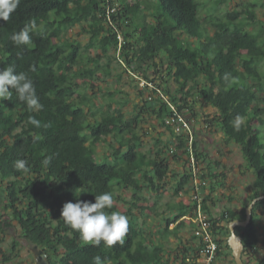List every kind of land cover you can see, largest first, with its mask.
<instances>
[{
  "label": "trees",
  "instance_id": "16d2710c",
  "mask_svg": "<svg viewBox=\"0 0 264 264\" xmlns=\"http://www.w3.org/2000/svg\"><path fill=\"white\" fill-rule=\"evenodd\" d=\"M250 7L255 5L228 11L223 20L201 18L197 0H20L11 18L0 20V69L11 65L17 73H27L43 108L29 109L15 91L11 100L0 101V244L5 228L16 221L27 241L51 254L47 264H94L95 256H100L103 264H168L170 259L165 256L173 249L156 242L150 230L147 236L133 214L128 217L124 243L113 247L85 242L60 215L66 202L94 203L95 197L105 192L116 198L117 188H132L138 201L147 199L137 196L138 191L154 192V204H132L140 211H154L171 161L181 160L184 169L171 170L174 193L187 191L188 184L193 190L194 167L201 180L210 181L209 193H205L207 186L201 189V206L218 237L216 259L230 257L234 262L228 244L229 222L244 220L249 202L264 194V143L257 130L264 128V21ZM84 23L89 34L84 48L95 47L94 57L64 37L69 29ZM29 24L35 25L31 46L14 45L11 35ZM102 56L110 60L101 64ZM112 59L146 82L154 81L149 71L153 67L160 65L166 72L161 76L164 85L156 83L151 89L146 84L139 89L141 96L146 90L154 96L135 104L129 117L121 105L113 107L125 99L116 98L111 90L107 98L89 93L101 73H110ZM88 62L94 66L80 65ZM77 77L84 78L81 89ZM169 79L177 84L174 90ZM191 96L215 107L214 122L227 142L239 146L246 168L253 172L252 191L239 211L226 208L213 214L208 201L215 203L212 192L227 185L226 174L217 171L218 161H206L207 171L201 167L205 154L195 137L192 165L188 135L177 133L168 122L174 112L195 115ZM144 111L171 132L160 147L157 144L162 140L155 138L156 148L147 153L141 149L139 132ZM237 116L245 121L239 131L233 127ZM30 118L40 121L41 126L30 124ZM100 144L107 145L110 152L100 154ZM19 160L27 161L28 172L17 170ZM198 203L191 198L188 203L180 200L171 204L169 215L161 218L159 233L178 237L177 230L187 222L196 226L188 215H196ZM263 207L264 199L257 201L250 222L235 229L242 237L244 251L250 254L261 244L264 249L257 219ZM108 211L121 213L114 203ZM173 223L177 227L170 231ZM191 239H178L174 250L180 255V264H197L201 236L192 232ZM17 245L14 240L12 251ZM2 252L0 248V255L9 260L10 255ZM250 259H244L246 264H256ZM256 261L264 264V255Z\"/></svg>",
  "mask_w": 264,
  "mask_h": 264
},
{
  "label": "rangeland",
  "instance_id": "374dc122",
  "mask_svg": "<svg viewBox=\"0 0 264 264\" xmlns=\"http://www.w3.org/2000/svg\"><path fill=\"white\" fill-rule=\"evenodd\" d=\"M200 2L199 15L201 18L213 17V18H223L226 19V12L231 10H242L246 6L255 5V7H250L255 9L257 17L264 21V0H197ZM252 4V5H251ZM87 28V23L82 25H77L68 30L64 37L68 41H75L79 44L82 50H85L90 57H94L97 54V49L95 47L84 48L89 42V34L85 33ZM253 29V28H251ZM109 54L111 56L115 55L113 49L110 50ZM101 64H105L110 59L107 56H102L99 58ZM112 67H110V73L100 74V79L94 80L95 88L90 87L89 93L93 94L96 92L97 96L108 97V90L114 92L116 98H124L125 101L120 104H115L113 107L117 108L121 105L123 112L126 116L129 117L130 114L135 112V104L142 102L140 100L150 99L153 95L151 90H146L141 96L139 93L140 88H144L147 84L151 89L156 88V83L164 85L163 78L166 76L160 65L153 67L152 70H149L151 73L150 78L154 81L146 82L142 77L138 76L137 73L134 74L126 66L124 67L118 59H112ZM84 67H93V62H88L86 64H80ZM156 71V72H155ZM162 76V77H161ZM89 81V79H85ZM76 81L80 85V89L83 86L84 78L77 77ZM168 84L174 90L177 87L176 82L173 79H169ZM189 101L192 102L194 106L195 115L191 112L184 114V118L191 125L194 137L198 140V145L203 150L205 157L200 161V165L204 170H206V161H218L219 165H215L218 172H224L226 174V186L217 187L215 191L212 192L213 200L215 203H212L211 200L208 201L209 206L213 214H218L221 210L226 208H232L239 211L245 203L248 202V194L252 191V183L254 179L253 172L246 168L244 158L240 152V148L235 143H229L226 141L224 134L221 132L219 127L214 122V117L216 114L215 107L206 105L204 101L196 96H191ZM138 111V107H137ZM184 113V111H183ZM142 124L139 129V132L142 134V151L147 153L151 147L156 148L155 138L161 139L162 142L157 144V147L161 146L162 143L166 142L167 139L171 137V132L166 127L160 125L159 121L152 117L146 111L142 114ZM210 122V120H212ZM258 126V123L255 124ZM138 130V129H137ZM258 135L262 142L264 143V128L260 126L257 127ZM147 133H144V132ZM110 149L107 145L100 144L98 145V151L100 154L102 152H110ZM206 159V160H205ZM185 164V163H184ZM184 164L178 160H172L169 166L167 177L162 182L163 189L161 188L160 199H158L157 206L155 210L140 211L137 206H132L133 203L149 205L154 204L155 193L147 192L145 189L140 190L136 195L145 197L146 200L138 201L134 197L132 188L126 189H116L115 195L116 198H113L114 204L118 207V210L126 215L127 217L130 214L136 216L137 223L141 226L144 233L148 236L149 230L154 234V240L156 242H162L165 248L173 249L170 255L166 254V258L170 259L168 264H180V255H177L175 247L179 244V238L183 241H189L191 239V233L193 232V226L188 222L186 225L182 226L177 230L178 237L173 233H168L166 236H163L159 233L160 221L161 218L169 215V206L171 204H177L180 200H183L184 203H188L191 200V189L189 184L186 187L187 191H182L179 194L174 193V184L175 176L172 174V169L179 168L180 170L184 169ZM207 171V170H206ZM208 181V180H207ZM5 182V181H4ZM3 182V184H4ZM210 181L207 182V187L205 188V193L211 191ZM2 193V183L0 179V212L3 210V202L1 198ZM188 219L196 221V215L192 217L188 215ZM259 225L261 226L259 231L262 233L263 237V226H264V207L262 213L257 217ZM178 223V221H177ZM177 223L170 225V231L174 230L177 227ZM153 237V236H152ZM16 240L18 245L15 250L12 251L13 241ZM1 250L10 255L9 260H4L3 255H0V264H47L48 258H51V254L42 247L33 245L27 241L23 235L20 226L16 221H13L10 227L5 228L4 241L0 244ZM2 252V253H3ZM3 253V254H4ZM181 252H178L180 254ZM264 255L263 245L252 254L245 252L243 259H250L256 262L257 259L262 258ZM53 256V255H52ZM178 256V257H177ZM251 260V259H250ZM215 264H235L230 257H218Z\"/></svg>",
  "mask_w": 264,
  "mask_h": 264
},
{
  "label": "clouds",
  "instance_id": "9594fccd",
  "mask_svg": "<svg viewBox=\"0 0 264 264\" xmlns=\"http://www.w3.org/2000/svg\"><path fill=\"white\" fill-rule=\"evenodd\" d=\"M19 4L20 0H0V20L7 22ZM34 28V24L25 25L19 32L12 34L10 39L18 47L31 46ZM13 91L29 109L42 110L43 105L39 103L33 80L25 72L17 73L10 65L0 69V101L11 100ZM244 122L243 117L237 116L233 122L234 130L239 131ZM29 123L36 127L41 126L40 121L35 118H30ZM15 167L23 172L29 171L26 160L17 161ZM113 203L110 192L96 196L94 203L80 200L75 203L66 202L62 206L60 218L78 232L82 240L93 246H99L101 242L108 247L122 245L129 232V220L122 213L108 211L113 208ZM93 260L94 264H103L100 256H95Z\"/></svg>",
  "mask_w": 264,
  "mask_h": 264
},
{
  "label": "built area",
  "instance_id": "2783aa9c",
  "mask_svg": "<svg viewBox=\"0 0 264 264\" xmlns=\"http://www.w3.org/2000/svg\"><path fill=\"white\" fill-rule=\"evenodd\" d=\"M173 111H175L174 106H172ZM168 122H170L177 133H183L188 135V147L190 150V161L192 165L195 162V156L193 154L192 140L194 138L193 131L191 129V125H189L188 121L177 112H174L172 116L168 118ZM194 169V181H193V190H191L192 195L191 198L193 200H197L199 203L197 204L196 209V226L193 228L194 234L201 236V240L199 242V248L195 254L196 263L197 264H213L216 259L217 251L220 249L219 242L217 240L216 234L212 231V223L209 220L208 215L203 211L201 206V189L203 186H207L206 180H201L197 173L195 167Z\"/></svg>",
  "mask_w": 264,
  "mask_h": 264
},
{
  "label": "water",
  "instance_id": "95a60500",
  "mask_svg": "<svg viewBox=\"0 0 264 264\" xmlns=\"http://www.w3.org/2000/svg\"><path fill=\"white\" fill-rule=\"evenodd\" d=\"M262 199H264V194L254 197L249 202L245 209L246 216L244 220L235 219L229 222L228 226L230 230V235L228 237V244L231 248L232 257L235 264H246L242 255L244 250V244L242 241V237L236 233V226H246L250 222L254 204Z\"/></svg>",
  "mask_w": 264,
  "mask_h": 264
},
{
  "label": "flooded vegetation",
  "instance_id": "af4514ba",
  "mask_svg": "<svg viewBox=\"0 0 264 264\" xmlns=\"http://www.w3.org/2000/svg\"><path fill=\"white\" fill-rule=\"evenodd\" d=\"M245 254V251L243 250V255ZM251 258V257H250ZM246 260H250V259H246Z\"/></svg>",
  "mask_w": 264,
  "mask_h": 264
}]
</instances>
